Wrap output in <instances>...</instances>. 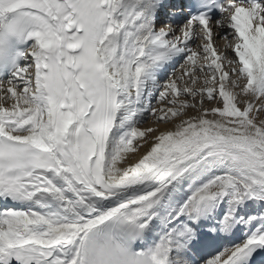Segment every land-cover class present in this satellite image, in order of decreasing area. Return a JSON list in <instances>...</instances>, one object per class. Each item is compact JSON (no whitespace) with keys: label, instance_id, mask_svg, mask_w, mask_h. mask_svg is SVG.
<instances>
[{"label":"snow or ice","instance_id":"obj_1","mask_svg":"<svg viewBox=\"0 0 264 264\" xmlns=\"http://www.w3.org/2000/svg\"><path fill=\"white\" fill-rule=\"evenodd\" d=\"M0 264H264V0H0Z\"/></svg>","mask_w":264,"mask_h":264},{"label":"rangeland","instance_id":"obj_2","mask_svg":"<svg viewBox=\"0 0 264 264\" xmlns=\"http://www.w3.org/2000/svg\"><path fill=\"white\" fill-rule=\"evenodd\" d=\"M148 125L146 124V125H144V127H147ZM161 127H163V126H161Z\"/></svg>","mask_w":264,"mask_h":264}]
</instances>
